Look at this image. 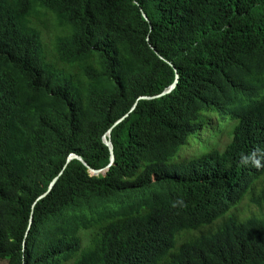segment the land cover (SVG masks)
I'll return each mask as SVG.
<instances>
[{
    "label": "trees",
    "instance_id": "obj_1",
    "mask_svg": "<svg viewBox=\"0 0 264 264\" xmlns=\"http://www.w3.org/2000/svg\"><path fill=\"white\" fill-rule=\"evenodd\" d=\"M67 263L264 264V0H0V264Z\"/></svg>",
    "mask_w": 264,
    "mask_h": 264
},
{
    "label": "rangeland",
    "instance_id": "obj_2",
    "mask_svg": "<svg viewBox=\"0 0 264 264\" xmlns=\"http://www.w3.org/2000/svg\"><path fill=\"white\" fill-rule=\"evenodd\" d=\"M49 18V17H48ZM49 26V24H48ZM59 32L58 30H55L54 28L52 27H49L48 30H43L42 32V38H43V41L45 42L46 46H47V49L50 51V48L52 47V41L54 39V35ZM228 141V139L225 137V138H222L221 140V143H226ZM252 213H257V209L255 208V206L253 205H249L247 201H244L242 203V210H241V215L242 216H248ZM67 264H70V263H67Z\"/></svg>",
    "mask_w": 264,
    "mask_h": 264
},
{
    "label": "water",
    "instance_id": "obj_3",
    "mask_svg": "<svg viewBox=\"0 0 264 264\" xmlns=\"http://www.w3.org/2000/svg\"><path fill=\"white\" fill-rule=\"evenodd\" d=\"M143 15V17L146 19V17H145V15L144 14H142ZM176 81V80H175ZM173 86H174V84L172 85V86H170L166 91H164L161 95H164V94H166V93H169L170 92V90L173 88ZM161 95H159V96H161ZM122 119H120V120H118L115 124H117L118 122H120ZM103 143L108 147V149H109V152H110V163H112L113 162V153H112V146H111V143H110V135H109V131L107 132V134H106V138H103ZM69 158H76V159H78V160H80L81 162H83L79 157H77L76 155H74V154H71L70 156H69ZM83 164L85 165V163L83 162ZM88 168V170H89V172H90V174L91 175H97V174H99L100 172H102V170H93V169H91V168H89V167H87ZM56 181V178H54L53 179V181L51 182V184H50V186H49V190H50V188L53 186V184H54V182Z\"/></svg>",
    "mask_w": 264,
    "mask_h": 264
}]
</instances>
